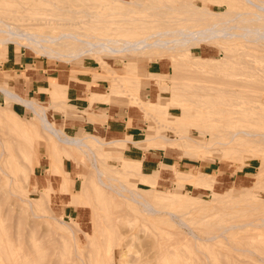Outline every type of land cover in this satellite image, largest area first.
I'll return each mask as SVG.
<instances>
[{"label":"rangeland","instance_id":"374dc122","mask_svg":"<svg viewBox=\"0 0 264 264\" xmlns=\"http://www.w3.org/2000/svg\"><path fill=\"white\" fill-rule=\"evenodd\" d=\"M140 1L0 0V16L15 18L17 19V23L23 26L26 25L30 30L43 35L55 36L62 30H69L80 32L83 38L100 35L125 37L129 40L141 38L142 33H148L150 31L149 29H152L155 25L157 26L162 20L160 19L161 16L157 15V18L155 17L158 19L157 21L152 22V24H143L138 22L139 16L150 19V14L171 12L170 16L174 19L176 16L183 17L182 24L188 26L192 24H199L198 26H200L203 22L211 19V17H207L201 13L192 15V10L186 8H182L181 11H171L162 6V4L174 3L178 5L181 0H162L163 3L157 0H145L141 7H134ZM217 1L193 0L195 5L206 6L210 10L217 12L224 11L226 7ZM84 9H89L90 12H96L95 19H98V22H88L89 20H86L88 22L86 24L82 22L76 24L64 23L65 18L70 16L74 17V20H81L80 15L82 12L74 11ZM126 11L129 12L128 16H119ZM35 18H49L54 22L51 24H30ZM117 20H119V23H117ZM5 34L6 29L0 27V35ZM217 42H219V39L208 41L207 43L209 45L204 44L201 49L192 48L190 56H194L192 59L194 61H189L186 55L170 57V53L168 52L162 53L160 50L150 49L118 54H109L106 52L92 53L82 55L70 62H65L58 60L48 53L36 51L32 47L25 46L27 41L23 39L0 45V86L10 88L26 98H31L33 101L39 102L43 105L45 116L48 117L54 127L60 129L61 133L69 137H86L85 140L89 143V147L97 150L96 155H93L86 145H71L60 141L53 132L43 128V124L29 108L25 107L18 100L7 99L0 92V136H4L9 141H17L20 144L18 148L16 145H13V147H6L4 150L0 145V152H3L0 155V198L8 192L11 193L9 195L11 198L9 199L11 200V212L9 214L10 216L7 217V221L11 217L12 222L10 218V222L8 221V223L12 226L8 224V228L10 227L13 230L14 225L20 223L25 233L28 228L31 230V221L37 218L39 220H36L37 223H41H39V226L37 225L39 230L37 228L38 232L36 231L35 233L38 234L35 236L38 238L37 242L40 241V243H43V238H39V235L45 231L43 227L48 228L50 226L52 230L56 228L57 230L53 232L54 239H56L59 237L56 231L60 232L59 235L68 234L63 230L64 227L59 222H69L72 217L81 230L75 231L77 242L75 247L71 246V249L73 248L75 254L81 255L85 259L91 250L92 252L94 250L104 252L106 246L110 242L113 245L116 240L115 244L117 246L115 245L114 247L115 256L118 258L122 250H128L126 253L133 254V259L129 254L126 255V259L130 264H151V261L155 262L154 264L158 261L160 264H264V185H262L264 184V141L257 142V136L246 135L241 132H238L234 137H231L229 134L230 131L237 130V128H251V130L254 129L255 131H264V116L262 117L264 115V102L249 101L247 99L248 102L246 103L233 105V102L240 101L237 97L240 89L237 90L236 96H231V93H228L220 97L216 95L214 90L210 91L209 88H207L208 91L196 88L184 91L183 96L177 99L178 91L173 89H162L161 91V87L166 84L164 81V83H158L154 79H150L148 85L143 84L138 86L136 83H123L120 80L121 77H132L133 80L137 77L139 79L138 82H143L146 79L143 75L144 71L152 70V74L157 71L166 74V79L168 78L169 80L171 71L176 73L188 71L193 74L198 73L212 77L213 75H217L216 78L214 76V79L219 80L221 77H224L221 80H225V78L243 77L252 81V77L249 78L246 76V74L248 75L247 72H249V69L253 71V65L254 68L255 66L258 68L264 67V49L257 47L252 42L245 41L243 37H232L222 41V45L226 51H223V48L219 47ZM251 43L252 45L254 44V47ZM52 46L58 48L57 46L59 45L53 43ZM240 50L248 51L242 53L239 52ZM203 56L215 57L217 62H206ZM62 57L67 59L69 56L66 53ZM228 57L229 60L227 61L226 59ZM243 57L248 64H252H249L252 68L250 66L249 68L248 64L245 65L246 63L241 61ZM23 59H26L28 62L37 60V65L39 66L45 63L48 66L45 69L47 73H51L50 71L56 69L54 70L55 73L60 70L65 75L70 74L71 79H89V82L86 81V93L83 96V99H86L87 102L80 108L81 112L78 107L73 106V103L70 104L68 86L60 83L58 77L53 78L52 75L41 77L40 80L42 82L36 84L35 87L32 84H27L26 87L25 85L18 84L20 80L18 77L20 75L24 76L25 72L16 71V63H19ZM248 60L250 61L248 62ZM229 61L230 63L231 61H237L239 63L235 62L234 64L233 62L230 64ZM242 63L244 64L243 66ZM27 67H30V64ZM257 67L254 71L258 69ZM159 74H157L158 77ZM112 79H114L116 86H110ZM198 84L202 85L199 82ZM208 85L211 84L207 83V85L203 86L209 87ZM212 85L216 84L213 83ZM222 86L224 87L226 85ZM237 86L233 87L238 89L239 86ZM94 87H97V89ZM254 89L256 88L244 87L241 90L243 94L248 93V95H254L256 94V90ZM203 93H209L210 95L199 97L198 94ZM147 94L150 97H146ZM255 97L257 98L256 95ZM95 102H114V104L135 107L139 111L141 110L145 123L140 126V130L137 131V134L133 138L139 140L145 135H148L155 139L152 143H142L141 145L139 143L132 144L129 141H124L122 142L123 145H115L113 147L105 146L102 148L98 147L100 145L98 140L102 138L103 140H110L112 139L111 137H101L93 130L78 128V131L75 132V130L68 128L69 124L66 119H82V116L86 115L87 118L94 121L96 119L95 114L89 111V109ZM185 109H187V115L182 113ZM256 123L260 124V127ZM129 136H132V134H124L119 139H128L130 138ZM159 136H168L176 140L172 144H167ZM185 136L193 137L194 140H188ZM206 138L212 140L214 144L208 148L200 147L199 144L204 143ZM52 141H55L61 149L67 152L68 159L65 160L63 169L68 174L62 170V164L59 168L51 163L50 149L54 147L51 144ZM20 149L22 150L19 151ZM154 149L163 150L164 156L167 158L157 164L148 163L149 160L144 155L148 154V150ZM34 150L40 158L39 164L32 171L31 164H36L31 154V151ZM170 150L173 151V156L168 157L169 152L166 151ZM19 152H24L27 155V160L18 165L21 171L27 172L28 179H12V173L4 164V160L10 154L15 155V158L19 159ZM142 152L145 153L143 156ZM122 157L124 158L121 159ZM161 157L162 155L157 156L155 160L158 161ZM128 163L131 165L128 166ZM95 168H98L100 171V178L96 177ZM154 168H159L158 178L152 175ZM72 179L75 180V185L84 181L81 188L87 194V199L90 202V204L86 205L84 203L85 199L78 198L77 202L75 201L77 204H75L74 210L71 209L73 194L71 192V186L69 185ZM63 180L65 181V185ZM92 181L106 191L105 194L100 196L102 202L96 200L97 194L91 183ZM50 185L55 190L52 191L51 200L49 205H47L50 208L47 209L43 205L33 210V205L27 198H36L40 194L41 189L50 187ZM119 187L126 190L124 195L116 193V190L120 189ZM22 190L27 191V194H23ZM134 192H138L151 199L150 201L154 204L155 208V210H152V214H146L141 211V205L137 202L138 197ZM110 203H114L112 207ZM113 207H115L114 210L116 209V212H112ZM6 209V205H2L0 211L3 213ZM109 210H111L110 213ZM169 210L183 215L182 217L188 225L193 227V230L202 237L210 235L211 233L217 234L221 231L222 225L226 224V221L227 224H230L235 219V223L237 224L241 222L251 223L245 227L240 226L235 230H228L225 233V237L219 236L216 238L220 239V241L211 240L212 242L210 241V243L209 241L206 243L198 241L199 244L192 245L195 242L193 239L189 240L191 237L186 236L189 241L185 239V236L181 239L177 237V235L183 237L182 234L185 231L188 232L189 228L181 222L179 225L173 223L178 219L173 218V221L170 220L167 217V211ZM93 211L95 214H93ZM33 212L37 214L40 212V215L35 216ZM50 213H54L55 219L51 218V215H48ZM97 214L99 217H97ZM137 214L140 220L136 217ZM139 214L141 215L139 216ZM93 215H95L94 218ZM116 215L119 218L117 217L116 219ZM232 215L234 219L231 218L233 217ZM105 217V221H108L107 223L110 222L108 225H106V222L105 224L103 222ZM107 217L111 218L107 220ZM126 217L132 219L130 220ZM201 217L205 218L203 219ZM95 218L99 219L96 227L93 226L95 225L93 224V219ZM224 218L226 219L224 220ZM110 219H113L115 222L113 220L110 221ZM13 220L20 222L16 223L15 221V224H12L14 223ZM117 220L120 226L116 223ZM143 221H147L149 225L148 223H142ZM221 223L223 224L221 225ZM99 224L103 226L100 228ZM94 227L96 228V233H92L95 231ZM97 227L100 228L99 231H97ZM119 228L126 229L127 231H122ZM40 230L42 231L41 233ZM177 231L181 234H177ZM98 232L99 237L94 236ZM130 233L131 235H129ZM134 233L136 234L134 235ZM89 234H93L96 238L93 237V241H96V244H102L103 242V246L101 244L96 245L93 241L89 243L88 239H86ZM163 234L165 238L171 241L168 243L175 246V248H172L174 255L171 254L165 256V258H160V252L158 250L163 245L161 242L168 241L164 239ZM157 235L163 237V240L157 237ZM69 238L71 240L69 242L73 244L74 239L70 235ZM44 239V243L46 240H49L45 244L46 248H44L45 246H40V249L38 248L40 250L38 251V255L33 254V261L41 258L45 254L43 250H46V259L51 258L53 254L55 255H53L52 260H49V264H55L57 262L56 259H58L56 264H60L66 256L64 248L58 245L62 241L60 242L59 238L58 242L56 240H50L46 236ZM101 239L102 241H97ZM182 239H185V241ZM126 240L127 242H125ZM177 240L179 243H176V245L174 243ZM192 240L193 242L189 244ZM54 241L58 244H55ZM122 241L124 244L126 243V246L122 244ZM173 241L174 243H172ZM51 242L54 244L52 246L50 245L54 249L52 252V248L49 247ZM128 242L129 244L127 245ZM83 244H87L89 248H86L88 246ZM47 246L50 248L49 252L51 255L48 252ZM194 246L195 250L193 249ZM154 248L156 250H153ZM147 249L150 250L148 251ZM142 250H144V253ZM57 252L59 255H57ZM145 252L147 256H145ZM140 253L143 254L140 255ZM152 253H157L158 256L152 257ZM202 253L207 257L205 258L203 256L204 259L198 258L197 255H203ZM143 256L147 258H143ZM148 257H152L153 259L151 258L152 260L149 261L150 258L148 259ZM135 258V262H131ZM155 258L156 261H154ZM130 259L132 260L130 261ZM143 259H145V262ZM76 262L77 264H81L78 256H75L73 264H76ZM102 262L100 264H104V261ZM107 264L111 263L107 261ZM116 264H118L117 260Z\"/></svg>","mask_w":264,"mask_h":264},{"label":"bare ground","instance_id":"6f19581e","mask_svg":"<svg viewBox=\"0 0 264 264\" xmlns=\"http://www.w3.org/2000/svg\"><path fill=\"white\" fill-rule=\"evenodd\" d=\"M144 1L145 0H141L139 3L134 5V7H136V8L141 7L143 5ZM157 1L160 3H163L162 0H157ZM169 1H172V0H169ZM218 1H219V3H222V5H224L226 7L224 9V11L217 12V11L210 10L206 6L195 5L193 0H181V1H179L178 5H176L175 3L174 4H162V6L167 10L181 11L182 8H186V9L192 10L191 11L192 15H195L197 13H201L203 15H206L207 17H211V19L203 22V24L200 26H198L199 24H192V25L188 26V25L182 24V20H184L183 17L176 16L174 19L172 16H170L171 12L153 14V15L150 14L149 15L150 19H146L144 17L139 16L138 22L143 23V24H145V23L152 24V22L157 21L158 20V19H156L157 15H160L161 16L160 19H162V20L160 21V23L157 26L155 25L152 27V29H149L150 31L148 33L147 32H146V34H144L145 32L142 33V37L138 38L137 40H129L125 37H108V36H100V35H93L91 38H83L80 32L69 31V30H62L55 36L43 35L39 32L30 30V28L26 25L23 26L22 24L17 23L16 22L17 19H15V18L1 17L0 16V27H4L6 29V34L0 35V45L9 43L11 41L17 42L18 39H23L24 41H27V43H25V46L30 47V48L32 47L36 51L48 53V54L56 57L58 60L65 61V62H70L72 60L77 59L78 57H80L82 55H88V54H92V53L106 52L109 54H118V53H123V52L143 51V50H150V49H157V50L162 51V53L168 52V53H170V57L186 55L188 57L189 61H194V60H192L194 58V56H190V54L192 52V50H191L192 48L201 49L202 45H204V44L209 45V43H207L208 41L219 39V42H217V44L219 47L223 48L222 50L224 51L225 49L222 45V43H223L222 41H225L226 39H229L232 37H238V36L243 37L245 39V41H247V42L254 43L257 47L264 49V0H218ZM154 8H157V7H154ZM74 12H82L80 15V17L82 19L81 20H74V17L70 16L68 18H65V22H64L65 24H76L79 22L86 24V23L92 22V21H95L96 23L98 22V19H95V16L97 15V13L96 12H90L89 9H84V10H80V11L77 10ZM126 15L128 16L129 12L126 11V12L120 14L119 16L120 17H126ZM151 17H153V18H151ZM188 19H190V18H188ZM86 20H89V21L87 22ZM195 20H197V19H195ZM197 21H199V20H197ZM53 22L54 21L52 19H49V18H35L34 20H32V22L30 24H33V25L51 24ZM117 23H119V20H117ZM253 23H255V24H253ZM53 43L58 44L59 45V46H57L58 48L53 47L52 46ZM252 43H251V45H252ZM245 51H248V50H245ZM245 51L240 50L239 52L243 53ZM66 53L69 56L67 59L62 57ZM245 55H246V53H245ZM251 56H253V55L251 54ZM203 57H204V60L206 62H210V63L217 62L215 60V57H207V56H203ZM243 58L241 61L246 63L245 65H247L248 64L247 61H245V58L244 59ZM226 60L228 61L229 57ZM249 61L250 60H248V62ZM251 61H253V60L251 59ZM173 62H175V61H173ZM233 62L234 61H231V63H233ZM235 62H237V61H235ZM235 62H234V64H235ZM229 63H230V61H229ZM237 63H239V62H237ZM249 64H251V63H249ZM249 64H248V67L250 66ZM243 65L244 64L242 63V66ZM252 67H253V69H252L253 71H250V69H249V72H247L248 75L246 74V76H248L249 78L252 77V81L250 79H246L243 77H238V78L233 77V78H227V79L225 78V80H223V79L221 80V78H224V77H221L219 80V79H214V76L216 78L217 75H213V77H212L210 75H204V74H198V73L193 74L192 72H188V71L187 72L181 71L178 73L171 71L170 80H169L168 78L166 79V74H163L159 71L152 74V70H148V71L145 70L144 71L143 75L146 77V79L143 82L142 81L138 82L139 79L137 77H135L134 80L132 79V77H125V78L121 77L120 80H122L123 83H129V84L130 83H136V84H138V86L143 85V84L148 85V81L150 79H154L158 83L166 82V84L161 87V91H162V89H167V90L173 89L175 91H178L177 96H176L177 99H179L183 96L182 94H184V91L190 90V89H196V88H199L200 90H203V91H208L207 88H209L210 91L214 90L216 92V95H218L220 97H223L224 95H227L228 93H231V96L232 95L236 96L237 90L240 89L238 91V95H237V97H238V99H240V101L233 102V105L234 104L241 105L243 103L248 102V100L249 101L255 100V101H260V102L263 101L264 102V67L262 66L261 68H258L257 66H255V68L256 67L258 68L255 71H254V69H255L254 65ZM244 72H245V69H244ZM158 73H160L159 77L157 76ZM242 73H243V71H242ZM243 75H245V74H243ZM136 78H137V80H136ZM88 80L83 79V78L81 79V81L89 82ZM198 82L201 83L202 85H199ZM207 83H209L211 85H208L209 87L203 86V85H207ZM213 83L218 85V86L212 85ZM222 85H226V86L223 87ZM236 85L239 86V87L237 86L238 89L234 88ZM110 86H116V83H114V79L111 80ZM231 86L232 87L234 86V87L232 88ZM159 87H160V85H159ZM244 87L256 88V89H254V90H256L255 91L256 94H254V95H248V93L243 94L241 89H243ZM0 92H2L4 94V96L7 97V99L18 100L25 107L29 108L33 112V114L43 124V128L48 129L51 132H53L60 139V141L71 144V145L83 144V145H86L87 147H89V143L85 140L86 137H82V136L81 137H78V136L69 137V136L65 135L64 133H61L60 129H58L57 127H54V125L50 122L48 117L45 116L44 110H43V105H41L39 102L33 101L31 98H26V97L20 95L19 93H17L16 91H13L10 88L4 87V86H0ZM243 92H245V90H243ZM198 95H199V97H201V96L210 95V94L209 93H207V94L203 93V94H198ZM255 95L257 96V98L255 97ZM211 98H213V97H211ZM189 100H191V99H189ZM216 100H217V97H216ZM204 104H206V103H204ZM216 104H217V102H216ZM186 111H187V109L183 110L182 113L187 115ZM263 116L264 115H262V117ZM237 119H239V118L237 117ZM260 119H262V118H260ZM242 120H244V119L242 118ZM256 124L259 125V127H260V124H258V123H256ZM238 132H241V133L246 134V135L257 136V140H256L257 142L264 141V131H255L254 129L251 130V128L250 129H244V128L238 129L237 128V130L230 131L229 134L231 135V137H234ZM133 136L134 135L129 136L130 138H128V139L114 138V139H110V140H103V138H102V139L98 140V142L100 144L98 147L103 148L105 146H108V147L112 146L113 147L115 145H123L122 142H124V141H129V143H132V144L139 143L141 145L142 143H144V144L149 143V142L152 143L153 140L155 139L153 137L145 135L143 138L137 140V139H134ZM159 137L161 139H163L167 144H172L176 140L175 138H170L168 136H159ZM185 137L188 140H191V141L194 140L193 137H190V136H185ZM218 142L222 143L221 141H218ZM51 144L54 146L53 148L50 149L51 163L54 164V166H58L59 168L62 164V170L66 174H68L67 171L63 169V166L65 164V160L68 159L67 158L68 157L67 152L64 149H61V147H59L55 141H52ZM213 144H214V142L212 140H210L209 138H206L204 140V143L199 144V146L204 147V148H208L210 145H213ZM0 145H1V148L3 150L6 147H13V145H16L17 148L20 146V144L17 141H9L8 139L4 138V136H0ZM21 150L22 149H20L19 151H21ZM89 151L93 155H96V153H97V150H93L91 147H89ZM2 153L3 152H0V155ZM31 154L33 155L34 162L36 163V164H33V163L31 164V170L33 171L34 167L39 164V158L40 157L36 153L35 150L31 151ZM26 158H27V155L24 152H21L19 155V159L15 158V155L10 154L4 160L5 166H7V168L12 173V179H14V180L28 179L27 172L21 171L19 168L20 166L18 165V164L22 163L23 161L25 162L27 160ZM123 158L124 157H122L121 159H123ZM0 163H1V157H0ZM129 165H131V164L128 163V166ZM52 168H51V170H52ZM158 169L159 168H154L152 170V175L154 177H157V178L159 177ZM46 171H48V170H46ZM52 172H54V171H52ZM95 173H96V177L100 178L101 173L98 170V168H95ZM76 178H78V176H76ZM83 183H84V181L75 185L74 179H72V181L69 183V185L71 186V189H72L71 192L73 194L72 195V199H73L72 201L73 202L71 203V209L72 210H74V208L76 206L75 204H77L76 202H77L78 198L85 199L84 203L86 205L90 204L89 200L87 199V194L84 191H82L81 187L83 186ZM91 183H92L94 190L96 191V194H97L96 200H99L100 202H102V199L100 196L102 194H105L106 191L101 189L100 187H98L94 181H92ZM64 185H65V181H64ZM262 185H264V184H262ZM119 188L120 189L116 190V193H118L120 195H124V192L126 190H124V188H122V187H119ZM52 191H55V190H53V188L50 185V187L41 189L40 194L36 198H34V199L27 198V200H29V202L33 205V210L35 208L37 209V208H39V206H43V205H45L46 208L49 209L50 207L48 208L47 205H49V202L51 200ZM22 192H23V194L24 193L27 194V191H25V190H22ZM134 193L138 197L137 202L141 205V211L145 212L146 214H152V210L153 209L155 210V208H154V204L150 201L151 199L139 194L138 192H134ZM10 194L11 193L8 192L3 197L0 198V200H2V201H0V209L2 208V205H6V208H7L6 211L3 213H2V211H0V264H49V260L50 259L52 260V257L54 254L52 255L51 258L47 257L48 259H46V255H45L46 250H43L45 254H43L41 258H39L36 261H33V254L38 255V251H40V250H38V248L40 249V246L44 247L46 242L49 241V240H46V242L44 243L45 236L48 237V239H50V240H56L58 242V238H59L60 242L62 241L61 244L60 243L58 244L56 241H54L55 244L57 243L58 245H61L64 248V253H66L65 254L66 256L64 255L65 256L64 260L61 262L62 264H73V262L75 261V256L79 257L81 264H100V263H103L102 261H104V264H105V262L107 264V261H109V263H111V264H114V262L116 264V260L118 261V264H130V262L126 259V255L129 254L130 257L132 258L133 254L131 255V253H126L128 250H126V251L122 250L121 254L118 258L115 256V253H114L115 248L114 247L116 245L115 244L116 240H115L113 245H112V242H110L106 246V249L104 252H100V251H96V250H94L92 252V250H91L90 253H88V257H87L88 259L81 257V255H79V254H75L74 253L75 251H73L74 250L73 248L71 249V246L75 247V244L77 242L76 237H75V231L76 230L80 231L81 229H80V227L78 228L77 222L72 217L70 218L69 222L68 221L59 222L60 224L63 225V227H64L63 230L68 234H65V235L60 234L59 235L60 232L56 231L58 233L57 236H59L58 238H56V236H55L56 239H54V235H53V232H55V230H57L56 228L52 230L50 228V226L48 228L43 227V229H45V231L42 232L40 230V233L42 232L43 235L42 234L39 235L40 236L39 238H43V243L42 242L40 243V241L37 242L38 238H36L37 236H35L36 234H38L35 232L36 231L38 232V230H39L38 226H39V223H41V222L37 223V221H39V220H37V218H36L37 221L36 220L31 221V228H30L31 230H29V228H28V230L25 233L22 230V226L20 225V223H18L20 221L17 222L16 220H13L14 223H12V224H15V221L18 224L14 225L15 227L13 230L10 227L8 228V224H9L8 221L10 222V218H11L10 217L7 221V217L10 216L9 214L11 212V208H10L11 200H9V199H11L9 197ZM106 195H108V194H106ZM109 200H110V198H109ZM112 202H114V201H112ZM95 204H96V202H95ZM113 204L110 203V206L112 207ZM115 205H116V203H115ZM92 206H93V204H92ZM115 207H113L112 212H114V211L116 212V209L114 210ZM119 207H120V204H119ZM92 210H94V209L92 208ZM95 210L97 212L96 208H95ZM119 210H121V208H119ZM110 211L111 210H109V213H110ZM167 212H168L167 217L170 220H172L173 218L179 220V222H178V220H175L173 223H177V225H179V223L181 222L183 225H186L189 228L188 232L185 231L182 234L183 237H180L179 235H177V234H181L178 231H177L178 233L177 234L175 233V234L180 239L184 238V236L185 237L186 236L191 237L189 240L193 239L195 242L192 245L198 243V241H202L205 243L207 241H209V243H210L211 240H216V241L219 240L220 241V239H216V238L219 236L225 237V233L228 230H230V229L235 230L236 228H238L240 226L245 227L247 224L251 223V222H241V223L237 224V223H235L236 219L234 221H231L232 220L231 219V220H229V221H231L230 224H227V221H226L227 225L223 224L225 221L223 223H221V225L223 224L222 229L217 234L211 233L210 235L202 237V236H199L196 233V231L193 230V227H190L188 225V223L183 219V217H182L183 215L178 214L176 212H173L172 210H169ZM223 212L226 214L225 211H223ZM33 213L35 214V216L40 215V212L38 214L35 212H33ZM53 214L50 213L48 215L49 216L51 215L50 217L55 219V215H53ZM93 214H95L94 211H93ZM141 214H139V216ZM225 214H222V215H225ZM100 215H103V214H100ZM112 215H110V216H112ZM94 217H95V215H93V218ZM97 217H99L98 214H97ZM117 217L118 216L116 215L115 218L117 219ZM129 217H132V216H129ZM129 217L128 218L126 217V218L131 220L134 216L132 218H129ZM136 217L138 218V214ZM109 218H111V217H107V220ZM201 218L204 219L205 217H201ZM231 218L234 219V216ZM97 219L98 218L93 219V224H95L93 226H95V227L97 226V222L99 223V219H98V221H96ZM138 219L140 220V218H138ZM225 219L226 218H224V220ZM105 220H106V217H105L103 222H104V224L106 222V225H108L110 222L107 223L108 221H105ZM112 220L113 219H110V221H112ZM227 220H228V218H227ZM40 221H42V220H40ZM11 222H12V218H11ZM94 222H96V223H94ZM113 222H115V221L113 220ZM117 222H118V220L116 221V223ZM6 223H7V225H6ZM142 223L147 224L148 222L143 221ZM210 223H211V221H210ZM111 225H113V224L111 223ZM148 225H149V223H148ZM10 226H12V225H10ZM101 226H103V225H100V228H101ZM118 226H120V225L118 224ZM95 227H94L95 231L92 233H96ZM121 227H122V225H121ZM37 228H38V230H37ZM100 228L97 227V231H99ZM126 229L129 230V228H127V227H126ZM131 229H132V227H131ZM120 230L125 231L124 229H120ZM154 233L157 234L156 232H154ZM188 233H191V234H188ZM123 234H125V233H123ZM135 234L136 233H134V235ZM69 235L72 239H74L73 244L69 242V241H71L69 238ZM117 235H119V234H117ZM129 235H131V233ZM42 236H44V237H42ZM94 236L99 237V232L97 235L94 234ZM94 236H93V234L87 235L86 239H88L89 243H92V241L94 240L93 239ZM125 237H127V236H125ZM125 237H124V239H125ZM157 237H159V236L157 235ZM163 237H164V234H163ZM163 237H159V238H162V240H163ZM187 237L185 239H187ZM170 238H171V235H170ZM126 239H128V238H126ZM164 239H166L168 241H163L164 243L167 242L166 244L161 242V244H163L162 245L163 247L162 246L159 247L160 250H158L160 252V254H159L160 258H165V256H167V255L169 256V255L173 254L174 251L172 248L173 247L175 248V246H172V244H169L171 242L169 239H167L165 237H164ZM185 239H182V240L185 241ZM173 240H175V239H173ZM178 240H177V242L174 243V241H173L172 243L178 244L179 243ZM193 240L191 242H189V244H191L193 242ZM97 241L100 242V241H102V239L97 240ZM113 241H114V239H113ZM93 242H95V244H96V241H93ZM125 242H127V240ZM158 242H159V240H158ZM52 243L53 242H51V244H49V247H50V245L51 246L54 245ZM98 244L100 245L101 243H97L96 245H98ZM102 244H103V242H102ZM122 244H124V242ZM128 244H129V242L127 243V245ZM149 244H151V243H149ZM28 245L32 248H30ZM83 245L88 246L87 244H83ZM124 245L126 246V243ZM158 245L160 246L159 243H158ZM49 247H48V252L50 251V248H52V250H51V252H52L54 250L53 247H50V248ZM55 247L58 248L57 245H55ZM44 248H46V246ZM86 248H89V246ZM86 248H85V250H86ZM32 249H34V251H32L33 253L31 252ZM193 249L195 250V246ZM85 250H84V254H85ZM147 250L149 251L150 249H147ZM153 250H156V249L154 248ZM139 251H138V253H139ZM142 251L144 253V250H142ZM146 252H145V254H146ZM151 252H152V250H151ZM151 252H149V253H151ZM159 252H157V253H159ZM157 253L156 254L152 253L153 254L152 257L153 256L156 257ZM49 254H50V252H49ZM142 254L140 253V255H142ZM202 254L203 255H201V254L197 255L198 258L202 259L203 256H205V258L207 257L206 255H204V253H202ZM57 255H59L58 252H57ZM145 256H147V254ZM136 258L134 260H132L133 259L132 258V259H130V261L132 260L131 262H133V261L135 262ZM143 258H147V257L143 256ZM149 258L150 257H148V259ZM151 258L149 261H151L153 259V258L152 259ZM56 260L58 262V259H56ZM56 260H55V262H56ZM143 260L145 262V259H143ZM141 261H142V259H141ZM154 261H156V258L154 259ZM203 261H205V260H203ZM138 262H140V261H138ZM158 262H156V264H158ZM136 263H137V261H136ZM154 263L155 262L151 261V264H154ZM76 264H77V262H76ZM133 264H135V263H133ZM159 264H160V262H159Z\"/></svg>","mask_w":264,"mask_h":264},{"label":"crops","instance_id":"0c3cea01","mask_svg":"<svg viewBox=\"0 0 264 264\" xmlns=\"http://www.w3.org/2000/svg\"><path fill=\"white\" fill-rule=\"evenodd\" d=\"M30 64V67L27 65ZM37 60H32L28 62L26 59L21 60L19 63H16L17 68L16 71L25 72V75H20L18 84L25 85L32 84L35 87L36 84L42 82L40 80L41 77H46V75H52L53 78L59 79L60 83L66 84L68 86V92L70 95V104L73 103V106L79 108L83 107L87 102L86 99H83L86 93V81H81L78 79H71L70 74L65 75V73H61L59 70L55 73L53 69L50 71L51 73H47L45 69L48 66L43 63L42 65H37ZM50 67V66H49ZM21 74V73H19ZM45 82V81H43ZM97 89V87H94ZM141 94V91H140ZM146 97H150L149 94ZM95 105V106H94ZM93 107V108H92ZM92 109L90 108L89 111L93 112L95 115V120H91L83 115L82 119H66L67 123L71 130L78 131V128L84 130H93L95 133L100 135L101 137H111L119 138L123 137L124 134L131 133L132 135L137 134V131L140 130V126L145 123L143 112L139 111L135 107L123 106L120 104L113 103H98L95 102L92 105ZM81 112V111H80ZM165 152V151H164ZM169 152L168 157L173 156V151H166ZM143 153V152H142ZM141 153V154H142ZM145 153L142 154V156ZM161 159L156 161L155 157L161 156ZM163 150H148V154L144 155L149 161L150 164H157L163 159L167 158L164 156Z\"/></svg>","mask_w":264,"mask_h":264}]
</instances>
